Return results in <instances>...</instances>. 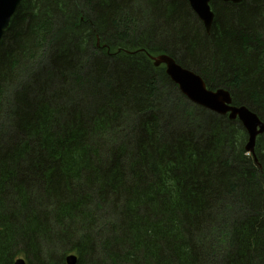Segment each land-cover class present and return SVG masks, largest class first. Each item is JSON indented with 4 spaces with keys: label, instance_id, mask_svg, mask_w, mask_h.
Returning a JSON list of instances; mask_svg holds the SVG:
<instances>
[{
    "label": "trees",
    "instance_id": "trees-1",
    "mask_svg": "<svg viewBox=\"0 0 264 264\" xmlns=\"http://www.w3.org/2000/svg\"><path fill=\"white\" fill-rule=\"evenodd\" d=\"M213 9L208 36L186 0H22L0 42V264H264L263 135L249 153L151 60L263 120L264 0Z\"/></svg>",
    "mask_w": 264,
    "mask_h": 264
},
{
    "label": "water",
    "instance_id": "water-1",
    "mask_svg": "<svg viewBox=\"0 0 264 264\" xmlns=\"http://www.w3.org/2000/svg\"><path fill=\"white\" fill-rule=\"evenodd\" d=\"M200 19L203 21L207 32H210L215 18L212 12V0H186ZM242 2V0H223ZM22 0H0V42L8 29L12 18L16 15ZM156 67L164 65L166 73L171 80L178 85L181 93L192 103L212 111L216 114L228 116L231 120L240 118L249 133V142L246 150L255 152L256 141L259 135L264 134V122L246 107H236L229 91L219 89L208 90L204 79L195 73L182 68L176 61L167 56L152 57ZM257 161V160H256ZM78 257L71 255L67 258V264H77ZM14 264H27L24 259L17 260Z\"/></svg>",
    "mask_w": 264,
    "mask_h": 264
},
{
    "label": "rangeland",
    "instance_id": "rangeland-1",
    "mask_svg": "<svg viewBox=\"0 0 264 264\" xmlns=\"http://www.w3.org/2000/svg\"><path fill=\"white\" fill-rule=\"evenodd\" d=\"M243 2H244V0H242V4H243ZM214 14H215V18H214V20L215 21H213V23L214 24H216L217 23V14L214 12V11H212ZM14 18V17H13ZM12 18V19H13ZM12 22V21H11ZM145 23H147V21L145 22ZM11 24V23H10ZM148 24H150L149 22H148ZM147 24V26H149ZM144 24L142 23V22H140V23H138V25H137V28H136V31L138 30V29H140L142 26H143ZM212 26H213V24H212ZM8 30V29H7ZM6 30V31H7ZM134 30L133 29H131V32L130 33H132ZM208 36H210V35H208ZM256 39H259V40H261L262 38L260 37V36H258ZM95 42H96V44L98 45V46H100V39H97V41L95 40ZM260 44V45H259ZM259 44H255L256 46H261V42H259ZM97 49H101V48H99V47H97ZM115 49V48H114ZM98 53H100V50H99V52ZM152 58V57H151ZM178 64V63H177ZM179 65V64H178ZM182 67V66H181ZM183 68V67H182ZM165 69H166V67H165ZM185 69V68H184ZM187 70V69H186ZM192 72V71H191ZM194 73V72H193ZM196 74V73H195ZM196 75H198V74H196ZM202 75L204 76L205 74L204 73H202ZM25 74L24 75H22V78H25ZM69 76V75H68ZM79 76V75H78ZM198 76H200V75H198ZM27 77V76H26ZM169 77V76H168ZM77 78V75L75 76V75H70V79H71V83L69 84V87H71V88H74L75 89V93L73 94V95H75V100L77 101H81L82 100V102L84 103V105L86 106V109H87V111H88V109L90 110V109H92V107H93V104L98 100V97H97V95H96V91L95 90H97V88L98 87H96L95 86V84L92 82V81H89V82H81V83H79V82H75V79ZM85 78V77H84ZM170 78V77H169ZM78 80V79H77ZM208 83L210 84V86H212L214 83L208 78ZM105 84V83H104ZM205 84H206V82H205ZM207 85V84H206ZM103 86V88H102V90H101V92L103 93V92H106L107 91V89L106 88H104L105 87V85H102ZM70 89V88H69ZM231 94V96H232V93H230ZM97 98V99H96ZM232 99H234L233 98V96H232ZM162 107V106H161ZM241 108V107H240ZM164 110V111H163ZM162 110V112L164 113L165 111H166V109L164 108ZM171 110H173L174 112H176L177 113V115H178V117L175 119V121H174V119L173 120H171V118H172V116L170 115V113H169V115H167V117H169L170 118V121H169V119H167V121H165V123L167 124H169L170 123V125L173 127V128H175V129H181L182 128V125H181V120H180V117L181 116H179V114H178V111H177V109L176 108H172ZM251 111V110H250ZM252 112V111H251ZM162 113V114H163ZM254 114H256L258 117H259V119L263 122V120H262V117H260L261 116V114H260V116L256 113V112H253ZM238 119V120H237ZM236 120L237 121H239V123H240V125L241 126H243V128L247 131V129H246V126H245V124L244 123H242V121L240 120V118H237ZM9 125H13V123H12V120H11V122H9ZM194 125H196V123H194ZM197 129H199V130H201L199 127H196ZM248 133V132H247ZM5 134H7V133H4V136H5ZM248 135H249V133H248ZM263 135V137H264V134H262ZM259 136H261V135H259ZM258 136V137H259ZM0 150H2L1 148H0Z\"/></svg>",
    "mask_w": 264,
    "mask_h": 264
},
{
    "label": "flooded vegetation",
    "instance_id": "flooded-vegetation-1",
    "mask_svg": "<svg viewBox=\"0 0 264 264\" xmlns=\"http://www.w3.org/2000/svg\"><path fill=\"white\" fill-rule=\"evenodd\" d=\"M221 3H224V4H231V5H241V4H242V2L235 3V2H232V1H228V2H226V1H223V0H212V1H211V8H212V11L215 10V9H213L214 5H215V7H216V9H217V7L219 6V4H221ZM194 14H195L196 17L199 19V21L202 23V25L204 26V23H203V21L200 19V17H199L195 12H194ZM214 21H215V20H214ZM213 25H214V23H213ZM204 28H205V26H204ZM212 28H213V26H212ZM212 28H211L210 32H207V31H206V28H205V31H206V34H207V35H211Z\"/></svg>",
    "mask_w": 264,
    "mask_h": 264
},
{
    "label": "bare ground",
    "instance_id": "bare-ground-1",
    "mask_svg": "<svg viewBox=\"0 0 264 264\" xmlns=\"http://www.w3.org/2000/svg\"><path fill=\"white\" fill-rule=\"evenodd\" d=\"M171 79V78H170ZM238 120V119H237Z\"/></svg>",
    "mask_w": 264,
    "mask_h": 264
}]
</instances>
